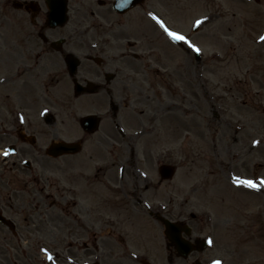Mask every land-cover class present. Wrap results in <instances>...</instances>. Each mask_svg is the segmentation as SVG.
<instances>
[{
    "label": "rangeland",
    "instance_id": "obj_1",
    "mask_svg": "<svg viewBox=\"0 0 264 264\" xmlns=\"http://www.w3.org/2000/svg\"><path fill=\"white\" fill-rule=\"evenodd\" d=\"M167 1L171 7L166 2L161 8L168 22L192 35L199 58L183 51L184 45L167 43L141 15V8L157 0L138 8L142 19L133 17L127 29L132 42H122L127 37L121 35L110 43L112 52L131 49L139 56L128 57V68L117 76L116 109L110 111L96 99L72 100L76 117L86 112L102 116L100 129L85 141L82 152L50 159L44 178L23 176L18 191L0 189L1 212L16 226L12 234L0 224V264H50L44 251L55 255L56 262L87 253L90 264L93 252L125 250L117 243L114 224L107 225L113 234H105L103 226L84 225L79 219L83 208L98 203L104 214L112 215L115 194L134 189L145 191L153 204H164V217L187 222L189 239H208L204 251L187 259L174 257V264L195 259L204 264H264V0H181L182 8H176V0ZM206 15L212 21L193 33V22ZM88 24L97 31L110 27L93 18L84 21ZM54 102L55 133L80 136L75 119L62 122V101ZM96 103H101L99 111ZM112 140L117 144L112 146ZM132 161L136 178L143 180L115 182L118 163L128 166V175ZM162 163L175 166L172 179H160L157 168ZM243 179L255 182L257 189L241 183ZM143 226V221L129 224L134 243L127 245L154 264H165V253L172 249L165 248L160 223L151 219L146 237Z\"/></svg>",
    "mask_w": 264,
    "mask_h": 264
},
{
    "label": "flooded vegetation",
    "instance_id": "obj_2",
    "mask_svg": "<svg viewBox=\"0 0 264 264\" xmlns=\"http://www.w3.org/2000/svg\"><path fill=\"white\" fill-rule=\"evenodd\" d=\"M146 1L121 12L118 0H0V189L6 191L10 186L11 191H18V181L23 176L30 180L44 178L50 171L45 148L57 139L79 140L84 146L85 141L97 132L81 130V135L76 137L66 131L65 137H60L54 131L55 115L49 110L54 108V100H61L65 115L62 122L66 123L80 119L76 117L72 100L96 99L107 109L113 108L112 100L119 93L117 76L128 68L129 59L124 51H110V43L113 45L112 41L121 35L127 37L122 42L129 40L127 29L133 17L142 19L138 8ZM157 1L148 8H141L144 18L153 14L166 20L167 12L162 8H166V2L171 7L172 1ZM54 3L66 9L67 21L63 26L70 22V28L64 33L60 30L63 26L50 27L48 23ZM176 3V8H182L181 0ZM87 18L97 19L100 24L110 27L100 31L89 24L86 27L84 21ZM70 58L78 63L74 71ZM108 75H112L110 80H107ZM75 82L84 86L90 83V90L78 94ZM100 104L92 105L99 111ZM95 142L102 145L98 139ZM117 142L112 140V146ZM143 192L116 193L118 203L112 214L115 219L104 214L102 204L98 203L94 208H83V220L99 227L114 224L120 241L126 243L134 237L128 229L129 224L143 221L145 226L151 217L150 209L141 203L146 197ZM14 200H17L16 196ZM1 204L0 211L5 208ZM158 211L154 209V212ZM103 252L96 253L94 264H143L145 258L143 253L131 251ZM172 256L180 259L175 251H171L165 264H174Z\"/></svg>",
    "mask_w": 264,
    "mask_h": 264
},
{
    "label": "snow or ice",
    "instance_id": "obj_3",
    "mask_svg": "<svg viewBox=\"0 0 264 264\" xmlns=\"http://www.w3.org/2000/svg\"><path fill=\"white\" fill-rule=\"evenodd\" d=\"M154 20H156V22L160 25L161 28L164 29V31L167 33V35L174 41H182L185 43H188L190 47H193L196 51H199L198 48H195L194 45H191V43L189 41H187V38L177 32L171 31L169 30L165 24L163 23V21L159 20L156 16L152 17ZM200 23H202V21H197L196 24L199 25ZM262 40H264V37L261 38ZM5 155H7V152L5 153ZM241 183L246 184V186H248L249 188H256L257 185L253 182V181H242Z\"/></svg>",
    "mask_w": 264,
    "mask_h": 264
},
{
    "label": "water",
    "instance_id": "obj_4",
    "mask_svg": "<svg viewBox=\"0 0 264 264\" xmlns=\"http://www.w3.org/2000/svg\"><path fill=\"white\" fill-rule=\"evenodd\" d=\"M77 150H78V147L76 145L70 146V145H67V144H64V143L52 147V152H54L55 155L56 154L58 155V154L63 153V152H75ZM160 172H161L163 177H168V176H170L172 174V168L170 166L163 165L160 168ZM201 246H202V244H201ZM182 249H183V251L185 250V252H186V250L187 251L189 250V247H187L186 244H184L182 246Z\"/></svg>",
    "mask_w": 264,
    "mask_h": 264
}]
</instances>
